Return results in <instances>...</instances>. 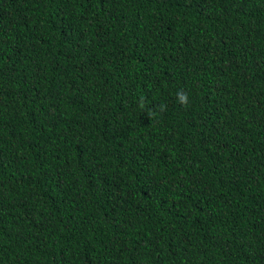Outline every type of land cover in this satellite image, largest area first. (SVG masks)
<instances>
[{"label":"trees","instance_id":"obj_1","mask_svg":"<svg viewBox=\"0 0 264 264\" xmlns=\"http://www.w3.org/2000/svg\"><path fill=\"white\" fill-rule=\"evenodd\" d=\"M0 264H264V0H0Z\"/></svg>","mask_w":264,"mask_h":264},{"label":"clouds","instance_id":"obj_2","mask_svg":"<svg viewBox=\"0 0 264 264\" xmlns=\"http://www.w3.org/2000/svg\"><path fill=\"white\" fill-rule=\"evenodd\" d=\"M176 97H177V101L184 107L189 106L190 104V100H189V95L187 92H185L184 90H180L176 93ZM140 107L142 109L145 108V103L143 102V99L141 100L140 103ZM163 107V106H161ZM146 113L148 115V117L151 119L154 116V112L152 110H146Z\"/></svg>","mask_w":264,"mask_h":264}]
</instances>
